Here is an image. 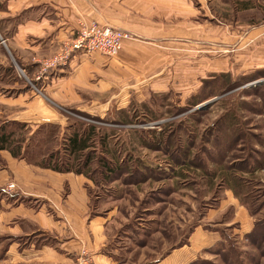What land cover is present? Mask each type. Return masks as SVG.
Masks as SVG:
<instances>
[{
    "label": "rangeland",
    "instance_id": "1",
    "mask_svg": "<svg viewBox=\"0 0 264 264\" xmlns=\"http://www.w3.org/2000/svg\"><path fill=\"white\" fill-rule=\"evenodd\" d=\"M187 1L194 12L192 38L176 40L166 73L146 72L149 80L166 77V87L146 90L106 116L47 101L0 40V124L25 122L31 134L40 127L55 131L48 151H62L75 129L95 127L123 147L118 158L140 162L127 163L128 174L104 183L98 160L111 157L97 141L89 169L93 206L120 210L117 245L129 264L167 257L189 245L201 226L221 240L193 250L185 264H264V0ZM28 85L39 97L24 95ZM136 231L139 240L132 241ZM140 241L147 245L138 247ZM10 242L0 236V264H7Z\"/></svg>",
    "mask_w": 264,
    "mask_h": 264
},
{
    "label": "crops",
    "instance_id": "2",
    "mask_svg": "<svg viewBox=\"0 0 264 264\" xmlns=\"http://www.w3.org/2000/svg\"><path fill=\"white\" fill-rule=\"evenodd\" d=\"M0 6L1 44L27 73L29 84L61 110H101L106 116L114 107L125 108L134 96L142 99L146 90L165 88L161 79L166 77L149 80L146 72L166 73L177 55L176 40L193 36L194 12L187 0H0ZM80 20L108 25L131 38L117 58L75 53L68 64L44 72L45 61L75 37ZM24 95L38 96L31 86ZM0 160V190L15 184L7 191L9 198H0V236L12 241L7 264H78L84 255L93 264L130 263L117 245L120 210L93 206L92 181L29 165L7 151L0 152ZM231 190L225 194L237 199ZM134 234L132 241L139 240ZM213 240L221 239L198 227L189 245L150 264H185L193 250L207 248Z\"/></svg>",
    "mask_w": 264,
    "mask_h": 264
},
{
    "label": "trees",
    "instance_id": "3",
    "mask_svg": "<svg viewBox=\"0 0 264 264\" xmlns=\"http://www.w3.org/2000/svg\"><path fill=\"white\" fill-rule=\"evenodd\" d=\"M123 124L125 125V123ZM99 134L100 132H97L95 127L77 128L64 140L62 151H48V144L57 138L55 131L44 133L43 127H40L31 134L28 123L10 121L0 124V152L7 151L13 158L23 160L29 165L58 173L83 175L94 182L95 178L89 169L95 161L96 145L100 142L102 152L110 153L111 159L102 157L101 160H98L99 168L103 169L104 183H112L116 181L113 179L120 173L128 174L127 163L138 164L140 162L135 158L134 160L123 158V155L118 158V150L123 153V147L119 148L118 144L112 145L113 135ZM125 163L126 165H124ZM141 166L144 165L141 164ZM138 169L140 170L141 167Z\"/></svg>",
    "mask_w": 264,
    "mask_h": 264
},
{
    "label": "built area",
    "instance_id": "4",
    "mask_svg": "<svg viewBox=\"0 0 264 264\" xmlns=\"http://www.w3.org/2000/svg\"><path fill=\"white\" fill-rule=\"evenodd\" d=\"M128 37V33L108 25L96 21L80 20L75 37L60 52L45 61L43 71L68 64L75 53H99L111 59L117 58ZM14 189L15 184L13 183L7 186V191ZM82 257L78 264H92L86 255Z\"/></svg>",
    "mask_w": 264,
    "mask_h": 264
}]
</instances>
